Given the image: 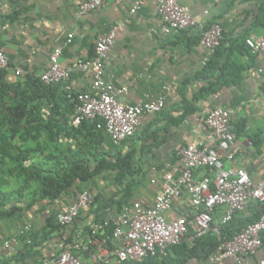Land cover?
Returning <instances> with one entry per match:
<instances>
[{
  "label": "crops",
  "instance_id": "1",
  "mask_svg": "<svg viewBox=\"0 0 264 264\" xmlns=\"http://www.w3.org/2000/svg\"><path fill=\"white\" fill-rule=\"evenodd\" d=\"M182 4L203 28L212 23H219L223 28L222 45L211 57L209 66L201 65L204 50L199 45L200 29L165 33L155 0H146L135 13L130 12L131 0H107L101 7L81 16L77 13V0H0V46L10 62L6 74L9 84L38 77L48 68L49 56L57 46L61 47L62 65L90 58L96 38L115 26V42L104 75L116 87L125 88L117 100L136 104L166 96L165 108L146 117L127 142L114 144L109 137L104 142L110 149L134 151L139 173L129 178L134 182L124 204L134 200L151 204L166 177L178 175L177 149L205 141L204 119L215 105L230 111L236 137L231 158L225 159V166L243 168L254 179L264 173V59L252 54L244 44L246 37L264 35V0H182ZM70 33L72 37L68 41ZM16 71H20V75H16ZM91 79V71L74 70L65 84L55 87L53 93L61 114H56L57 119L69 123L70 114L63 95L89 91ZM210 82L215 84L208 89ZM42 111L46 117L49 107ZM64 139L71 143V148L75 147L71 138ZM206 174L210 171L199 170L196 177ZM92 181L74 184L55 205L59 211L86 188L98 197L65 229L63 238L73 230L86 238L96 218L103 216L102 210L97 208L112 195L113 176L102 173ZM53 207L49 206L45 213H35L33 208L26 214L16 212L0 217V264H40L43 258L57 254L59 232L52 233L30 255L18 260L15 256L29 245L24 238H19L17 250L3 248V242L25 225L40 237L45 214L53 211ZM108 207L114 210L113 206ZM259 208L251 202L246 212L237 217L256 218ZM189 209L187 197L176 198L167 216L174 218ZM220 215L221 210L216 212V219ZM106 231L99 236H110ZM190 235L186 241L193 238ZM78 255L84 262L91 261L89 252ZM170 255L175 257V254ZM244 261L246 264L264 262V234L259 251ZM185 264L197 262L189 260ZM220 264L237 263L226 259Z\"/></svg>",
  "mask_w": 264,
  "mask_h": 264
},
{
  "label": "built area",
  "instance_id": "2",
  "mask_svg": "<svg viewBox=\"0 0 264 264\" xmlns=\"http://www.w3.org/2000/svg\"><path fill=\"white\" fill-rule=\"evenodd\" d=\"M107 0H77V13L85 15L101 7ZM146 0H131L130 12H137ZM157 14L165 33L200 29L199 45L204 50L201 65L205 67L223 39V28L212 23L203 28L182 0H155ZM116 27L100 34L95 41L90 58L77 59L73 65L60 63L61 47H55L49 56L48 68L38 75L46 85L65 84L71 72H92L90 90L69 92L73 114L69 123L78 126L82 121L96 122L114 144L136 134L148 116L160 113L166 106L164 95L136 104L117 100L125 88L116 87L105 78L104 69L115 42ZM68 41L72 33L67 35ZM252 54L264 59V35L249 36L244 40ZM10 67L9 59L0 46V69ZM20 75V71L15 72ZM205 141L181 146L176 151L175 177L167 176L151 204L140 200L125 203L119 212L106 207L103 216L97 219L84 238L73 230L66 242L61 239L56 255L43 258L40 264H120L126 261L143 262L148 258L162 259L170 248L179 244L186 235L200 237L208 232L220 239L218 251L211 254L204 264H220L230 259L237 264H246L245 258L254 256L262 246L264 234V173L254 179L245 169L225 166L231 158L235 143L230 111L220 105L213 106L204 119ZM199 170L210 174L196 177ZM154 181V180H153ZM187 197L190 209L174 218L167 216L173 200ZM95 202L89 188L81 191L76 199L61 208L55 215L60 232L70 228L82 211ZM259 205L258 217L245 224L229 239H222L221 228L244 214L249 203ZM221 210L216 219L215 214ZM111 226V235L99 236ZM30 226L21 227L3 242L4 249L17 250L19 238L30 244ZM79 252L91 253V261L84 262ZM259 264H264L260 261Z\"/></svg>",
  "mask_w": 264,
  "mask_h": 264
},
{
  "label": "trees",
  "instance_id": "3",
  "mask_svg": "<svg viewBox=\"0 0 264 264\" xmlns=\"http://www.w3.org/2000/svg\"><path fill=\"white\" fill-rule=\"evenodd\" d=\"M219 50L220 47L215 54ZM210 62L206 66H209ZM7 70L0 69V162H10L14 165V171L8 170L7 173L17 178L20 185L14 190H0V217H9L20 211L28 213L36 206L35 213H45L49 206L55 207L74 184L90 181L104 171L110 172L113 176L112 195L97 210L104 212L106 207L113 206L115 212H119L132 191L134 181L129 178L139 173L134 151L123 152L119 148L105 147L104 142L108 136L102 129L96 128V122L82 121L76 127L72 125L66 127L68 121L61 118L52 119L54 114L61 115L57 111L58 105L53 93L58 85H46L38 77H27L24 81L9 84L6 80ZM214 84V82L208 83V89ZM68 94L65 92L63 99L71 116L74 109ZM46 106L49 107L46 120L52 124V128L48 130L45 127L42 111ZM43 130L47 131L51 140H56L61 133L64 137L75 139L77 149L73 150L69 146L62 154L48 155V159L53 160L50 164L32 162L25 165L24 162L30 160V151L34 149L19 145H14L13 149L9 145L10 141L15 139L22 142L37 141L42 136ZM79 136L82 137V141L77 140ZM54 207L53 211L48 210L49 212L45 214L47 217L40 237L37 232L29 231L31 242L24 252L15 256L16 260L30 255L52 233L59 232L58 237L68 242L69 236L63 238L65 229L60 232L56 224L55 215L58 211L57 207ZM256 218H233L221 228L222 239L231 238L241 227ZM106 230L111 233V226H107ZM190 236V234L186 235L179 244L172 246L168 255L162 259L148 258L143 262L126 261L120 264H185L189 260L204 264L208 257L219 249L220 239L212 232L186 241L185 238ZM170 254H175V257Z\"/></svg>",
  "mask_w": 264,
  "mask_h": 264
},
{
  "label": "rangeland",
  "instance_id": "4",
  "mask_svg": "<svg viewBox=\"0 0 264 264\" xmlns=\"http://www.w3.org/2000/svg\"><path fill=\"white\" fill-rule=\"evenodd\" d=\"M46 130L52 128V124L48 120H46V117H43ZM52 119H57V115L54 114ZM43 130L42 136L39 138V140H30L27 142H22L21 140L15 139L13 141H10V146L13 148L14 145H19L24 148H30L34 149V151H30V160H27L24 162L25 165H28L32 162H40V163H46L50 164L53 163V160L48 159V155L50 154H62L67 147L71 144L70 142H67L64 139V136L59 135L56 140H51L48 138L47 131ZM82 137H78V141H82ZM72 145L75 147L72 148L73 150L77 149L76 140H72ZM14 149V148H13ZM15 167L10 162L2 163L0 162V190L1 191H10L16 189L20 185V181L15 178L14 176L7 173L8 170L14 171ZM110 172L104 171L103 175H108ZM105 177V176H104ZM93 182L90 180V183ZM20 213H24V211H20ZM26 214V212L24 213Z\"/></svg>",
  "mask_w": 264,
  "mask_h": 264
}]
</instances>
